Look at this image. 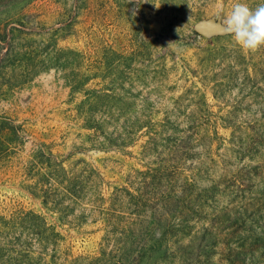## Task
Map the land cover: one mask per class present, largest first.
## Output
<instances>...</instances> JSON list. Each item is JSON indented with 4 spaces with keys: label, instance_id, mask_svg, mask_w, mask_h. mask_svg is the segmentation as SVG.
I'll return each mask as SVG.
<instances>
[{
    "label": "rangeland",
    "instance_id": "rangeland-1",
    "mask_svg": "<svg viewBox=\"0 0 264 264\" xmlns=\"http://www.w3.org/2000/svg\"><path fill=\"white\" fill-rule=\"evenodd\" d=\"M235 2L0 0V217L23 208L56 222L25 190L29 181L24 168L43 148L57 157L72 154L67 162L84 161L86 166L78 168L96 169L102 179L97 190L105 197L125 182L121 175L126 173L131 188L142 186L144 179L129 167L144 170L138 153L146 138L126 148L131 156L103 152L90 146L77 118L76 105L84 98L81 91L70 94L77 73L72 68L78 66L79 75L86 76L87 53L95 49V88L121 99L107 103L111 111L166 114L175 141L189 125L199 130L196 138L201 139L191 142V157L181 161L180 173L169 180L176 193L185 188L183 198H168L153 212L161 221L166 210L177 207L187 226L168 237L164 257L150 264H264V142H251L253 130L264 137V48L246 53L230 36H203L194 30L201 20L218 23V9L227 14ZM242 2L254 8L264 0ZM194 117L197 123H191ZM8 123L20 127L10 146L3 144L12 138ZM173 145L169 142L166 149L158 142L160 156L166 159ZM7 146L15 147L8 157ZM242 181L249 190L241 189ZM88 184V196L77 207L84 209L85 221L77 227H57L65 236L57 264H109L106 254L115 252V234L138 228L129 222L127 199L109 212L96 211ZM204 190L213 200L203 199ZM113 209L123 218L111 217ZM5 228L0 220L3 236L11 232ZM9 255L4 251L3 264ZM34 259L17 258L14 264H36Z\"/></svg>",
    "mask_w": 264,
    "mask_h": 264
},
{
    "label": "trees",
    "instance_id": "trees-1",
    "mask_svg": "<svg viewBox=\"0 0 264 264\" xmlns=\"http://www.w3.org/2000/svg\"><path fill=\"white\" fill-rule=\"evenodd\" d=\"M95 53V49L87 53L86 61L88 62L83 67L87 73L86 76L85 73L79 75L78 66L72 68V71L77 73H74L75 78L69 84L70 94L81 91L84 98L76 105L77 118L81 122V128L88 133L86 140L90 146L101 149L103 152L110 149L113 152L131 156V152L126 151V148L134 146L138 139L146 138L140 145L138 153L140 156L139 164L144 170H134L129 167L130 172L140 175L144 179L142 186L131 188L132 184L128 179H125L130 175L126 173L121 175L125 182L119 183L105 197L97 190L100 176L96 169L78 168L77 165L79 164L86 166L82 160L67 162L68 158L73 156L72 154H69L67 158L60 156L59 158L54 156L47 148L39 149L35 153L33 162H30L29 166L24 168L29 181L25 186V190L30 191L39 200L46 213L55 215L56 222L48 223L46 216L41 212L23 208L14 210L8 217H0L2 226L4 221L5 229L11 231L4 236L3 231H0V264H3L4 251L10 254L6 257L5 264H14L17 258H28L30 260L33 256H36V259H34L37 262L36 264H57L58 248L65 238L57 227L63 228L64 225L68 228L77 227L85 221L84 209L80 212L77 211V207L82 205L88 196V194L86 195L88 183H90L93 190L91 194L95 196L93 203L96 204V207H93L96 211L109 212L108 210H112L116 203H118V207H121L122 200L127 199L125 205H129L126 208L129 210L128 215L131 218L129 222L138 225L135 230L128 227L126 230L121 229L118 235L115 234V252L111 253L110 251L106 254L108 255V261L106 262L109 264H150L155 258L162 259L166 251L165 242L168 237H175L174 231H182V228L187 226L184 225L186 216L180 212L177 213V207L166 210L167 213L161 221L155 218L153 212L157 205H162L168 198H174L177 201L183 198L185 188H181L176 193L173 187L169 186V180L180 173L181 161L191 157L190 153L194 148L191 142L201 139L196 138L199 135V130L194 124L189 125L186 130L175 129L183 134L179 140L175 141L171 135V130L174 127L166 114H126L111 111L110 106L107 107V103H111L110 105L113 102L120 103L121 99L103 94L95 88L98 77V62ZM91 55L95 57L90 60ZM196 119L194 117L191 123H197ZM7 120L11 122L10 119ZM165 124L169 127L165 128ZM8 125L7 129L8 132H11L12 138L3 139V144L7 142V145L10 146L12 141L14 143V140L17 139L20 127L12 123H8ZM8 132L4 133L3 137L9 135ZM260 132L259 129L253 130L255 138H251V142L255 140L258 143L264 142V137H259ZM210 133L213 134V138L217 137L216 130ZM158 142L165 143L166 149L169 148V142L175 144L170 149L166 159L158 153ZM14 149V146L5 147L6 156L13 154ZM99 180L102 182V179ZM239 185L241 189L249 190L250 188L243 181ZM209 193L204 190L202 196L204 200H213V194ZM198 195L200 194L198 193ZM182 202L185 203L184 200ZM106 204L109 207L104 208ZM189 209L191 212H195L191 208ZM113 210L111 217L114 219L123 218L120 210ZM147 212L150 213V217L145 216ZM175 220H178V222L175 223ZM6 224H9V226ZM126 231L128 234L125 237ZM13 239H16V241L23 239L22 244L12 245L10 240ZM27 240H30L32 244H28ZM134 251H136L135 255ZM101 254L105 256L104 249H102ZM43 257L48 258V260Z\"/></svg>",
    "mask_w": 264,
    "mask_h": 264
},
{
    "label": "clouds",
    "instance_id": "clouds-1",
    "mask_svg": "<svg viewBox=\"0 0 264 264\" xmlns=\"http://www.w3.org/2000/svg\"><path fill=\"white\" fill-rule=\"evenodd\" d=\"M215 19L222 33L230 36L233 44L244 52L255 53L264 48V3L253 8L247 2L236 0L227 14L220 7Z\"/></svg>",
    "mask_w": 264,
    "mask_h": 264
},
{
    "label": "water",
    "instance_id": "water-1",
    "mask_svg": "<svg viewBox=\"0 0 264 264\" xmlns=\"http://www.w3.org/2000/svg\"><path fill=\"white\" fill-rule=\"evenodd\" d=\"M194 30L203 36L222 33L221 26L211 19L198 21L194 25Z\"/></svg>",
    "mask_w": 264,
    "mask_h": 264
}]
</instances>
